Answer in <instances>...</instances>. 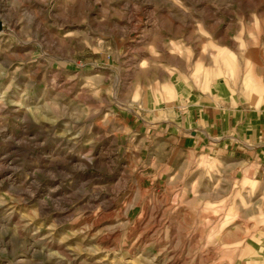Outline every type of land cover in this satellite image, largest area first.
<instances>
[{
    "label": "rangeland",
    "instance_id": "1",
    "mask_svg": "<svg viewBox=\"0 0 264 264\" xmlns=\"http://www.w3.org/2000/svg\"><path fill=\"white\" fill-rule=\"evenodd\" d=\"M0 20V264H264V179L169 137L183 93L264 112V0H0Z\"/></svg>",
    "mask_w": 264,
    "mask_h": 264
},
{
    "label": "crops",
    "instance_id": "2",
    "mask_svg": "<svg viewBox=\"0 0 264 264\" xmlns=\"http://www.w3.org/2000/svg\"><path fill=\"white\" fill-rule=\"evenodd\" d=\"M213 91L212 95L205 93L201 97L182 94L179 99L184 106H181V111L178 109L172 125L174 130L170 131L169 137L176 143L189 144L187 151L191 153H201L204 157L214 153L218 159L231 160L239 168L248 162L250 165L245 167L248 178L263 180L264 112L239 109L237 104L232 106L233 97L225 88ZM203 130L219 135L211 151L207 143L203 142L206 140ZM187 131L190 132L189 136L186 135Z\"/></svg>",
    "mask_w": 264,
    "mask_h": 264
},
{
    "label": "water",
    "instance_id": "3",
    "mask_svg": "<svg viewBox=\"0 0 264 264\" xmlns=\"http://www.w3.org/2000/svg\"><path fill=\"white\" fill-rule=\"evenodd\" d=\"M2 30V23H1V20H0V31Z\"/></svg>",
    "mask_w": 264,
    "mask_h": 264
}]
</instances>
